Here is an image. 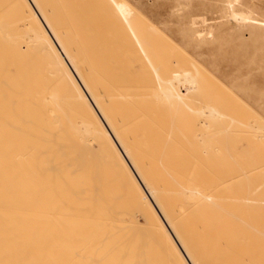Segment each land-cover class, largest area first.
<instances>
[{"label":"bare ground","instance_id":"obj_1","mask_svg":"<svg viewBox=\"0 0 264 264\" xmlns=\"http://www.w3.org/2000/svg\"><path fill=\"white\" fill-rule=\"evenodd\" d=\"M84 1L0 0V264H264V174L243 127L210 133L236 115L200 62L126 0Z\"/></svg>","mask_w":264,"mask_h":264},{"label":"rangeland","instance_id":"obj_2","mask_svg":"<svg viewBox=\"0 0 264 264\" xmlns=\"http://www.w3.org/2000/svg\"><path fill=\"white\" fill-rule=\"evenodd\" d=\"M91 1L94 2L95 0ZM91 1L88 2V4H91ZM96 1V4L100 2V0H98V2ZM126 1L140 10L147 18L174 39L177 44L200 62V64L193 63L187 64L186 66L191 67L195 74L205 76L207 74L209 76L207 77L209 82L213 81V85L208 83L211 85V89H213V94L209 85L205 84L206 88L209 90L208 94H210L211 97L217 94L214 96L216 99L213 97L212 100L210 97V104L213 106L219 105L218 107L220 109L225 112L229 111L233 117L236 115V117H234L235 121L233 122L231 121L232 117L222 116V118L218 120L219 123L212 121L210 123L213 127L210 126L209 128V124H207L205 125L207 127L204 126V129H212L210 133H214L215 131L213 129L218 131L220 127L222 132L227 130L230 134L232 131L231 134L235 133L236 135L237 130L243 127L242 130H244L245 136L244 133H240V136L237 134L236 136H239V138L233 136L236 143L238 139H242V142L240 141L241 144H239L236 149L237 153L241 152L245 155L243 160H246V162L249 163L248 165H252V168L254 167V171L252 170V172H255V174L253 173V175H251L250 173V180L257 177V175L261 176L264 174V27L242 28V23L233 13L234 11L240 12L241 14L245 12L247 14L249 13V15L251 14L250 16L253 18L264 20V0ZM84 3H86L84 6H90L89 9L97 6L94 3H92L94 6L88 5L87 1H84ZM101 4H103V2H100V5L98 3L97 8L99 6L102 7ZM102 9L99 8L100 11ZM96 10L98 11V9ZM93 14H96V12ZM235 19H238L239 22ZM205 78L206 77H204L203 80H207V78ZM198 81L199 80H197V82ZM201 82L199 85L201 86L202 83L204 85L205 82ZM216 84L220 88L215 86ZM206 88L204 90L205 92ZM226 88H228V90ZM215 91L217 93H215ZM226 91L228 93L230 91L229 94L232 96L226 98ZM220 96H222L221 98H223V101L225 100L226 103L222 101ZM237 97H239L238 101ZM235 101H237L236 105H231V103H235ZM246 107L247 110L245 109ZM243 115L246 116L244 117ZM243 118L244 123L247 121V125L250 123L249 128H247L248 126L244 125V123H241L243 122ZM256 120L257 122H255ZM258 123L262 128L258 126ZM215 124L218 125L215 126ZM256 126L259 127V129ZM256 128L257 131H255ZM209 130H207L206 133L208 132V134H210ZM242 130L240 129L239 132H242ZM253 130L255 135H252ZM203 132L205 131L203 130ZM262 134L263 138L259 136ZM250 135L252 136L251 138ZM248 145H250L249 148H247ZM246 156H249L250 159ZM236 157L240 158L241 156L237 154ZM260 160L261 162L259 163ZM222 165L221 163V166ZM256 166L259 168L257 169ZM248 168V170H250V166ZM254 211L255 210L251 212V219L258 222L263 221L264 207L261 208V214L257 215Z\"/></svg>","mask_w":264,"mask_h":264}]
</instances>
